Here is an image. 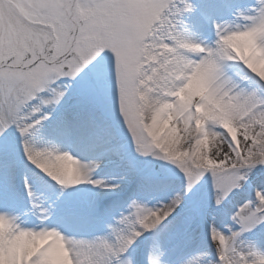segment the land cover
Segmentation results:
<instances>
[{"label":"snow or ice","instance_id":"obj_1","mask_svg":"<svg viewBox=\"0 0 264 264\" xmlns=\"http://www.w3.org/2000/svg\"><path fill=\"white\" fill-rule=\"evenodd\" d=\"M0 264H264V0H0Z\"/></svg>","mask_w":264,"mask_h":264}]
</instances>
